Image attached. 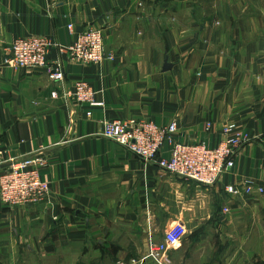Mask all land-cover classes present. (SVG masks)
Wrapping results in <instances>:
<instances>
[{
    "label": "crops",
    "instance_id": "crops-1",
    "mask_svg": "<svg viewBox=\"0 0 264 264\" xmlns=\"http://www.w3.org/2000/svg\"><path fill=\"white\" fill-rule=\"evenodd\" d=\"M89 27L112 60L52 48L58 80L4 62L18 37L66 46ZM77 80L104 105L69 99ZM130 118L175 122L182 143L215 146L230 124L250 139L205 186L101 135L105 121ZM0 143L6 157L42 152L50 185L38 204L0 201V264H264V0H0ZM176 225L179 245L145 258L148 239Z\"/></svg>",
    "mask_w": 264,
    "mask_h": 264
},
{
    "label": "built area",
    "instance_id": "built-area-1",
    "mask_svg": "<svg viewBox=\"0 0 264 264\" xmlns=\"http://www.w3.org/2000/svg\"><path fill=\"white\" fill-rule=\"evenodd\" d=\"M71 27V26H69ZM52 48L65 52L69 58L79 63L97 64L112 60L114 54L106 53L104 36L99 28H86L77 33L73 41L60 46L45 36L17 38L10 46V59L7 63L18 68L43 69L52 80L61 77L60 67L48 62ZM56 97V93H52ZM69 99L88 109L102 107L103 102L96 98V91L85 80H77ZM90 114V111H86ZM209 130V124L206 128ZM175 122L159 126L152 121L140 118L113 119L105 121L101 135L125 147L144 161H154L167 172L210 186L217 182L222 173L234 167V157L238 149L250 137L237 125H226L221 130V139L215 145L206 142L182 143L175 139ZM6 150L0 143V165L7 163L0 172V201L7 206L38 204L49 194L50 185L43 176L44 159L38 154L27 158L6 157ZM227 194L237 195L240 190L226 185ZM253 186L244 184L243 191L251 193ZM262 192V188L258 187ZM228 208H223L227 212ZM184 235L180 225L167 230L161 241L149 238L145 258L159 263L162 256L179 245Z\"/></svg>",
    "mask_w": 264,
    "mask_h": 264
},
{
    "label": "rangeland",
    "instance_id": "rangeland-1",
    "mask_svg": "<svg viewBox=\"0 0 264 264\" xmlns=\"http://www.w3.org/2000/svg\"><path fill=\"white\" fill-rule=\"evenodd\" d=\"M18 38H22V37H18ZM16 40V39H15ZM14 40V41H15ZM13 41V42H14ZM12 42V43H13ZM58 51V50H57ZM8 59H10V57H8V58H5L4 59V62H5V64H7V65H11V64H9V63H7L6 62V60H8ZM104 61V60H103ZM102 61V62H103ZM12 66V65H11ZM14 67V66H13ZM15 68H18V67H15ZM24 69H30V68H24ZM45 71V70H44ZM46 72V71H45ZM47 73V75L49 76V74H48V72H46ZM50 78V77H49ZM51 79V78H50ZM6 153H7V151H6ZM36 154H38L39 156H41V158H43L44 159V167H46V165H47V158H46V156H44V154L42 153V152H39V153H34V154H32V155H30L29 157H31V156H34V155H36ZM7 155V154H6ZM27 158V157H26ZM46 179V178H45ZM50 192V191H49ZM46 198V197H45ZM44 198V199H45ZM12 207H15V206H12ZM44 261L43 260H40V259H38V258H36V257H33L32 255H30V256H27V258H25V264H42Z\"/></svg>",
    "mask_w": 264,
    "mask_h": 264
},
{
    "label": "water",
    "instance_id": "water-1",
    "mask_svg": "<svg viewBox=\"0 0 264 264\" xmlns=\"http://www.w3.org/2000/svg\"><path fill=\"white\" fill-rule=\"evenodd\" d=\"M171 66H170V64L167 62V60L165 61V63H164V66H163V70H167V69H169Z\"/></svg>",
    "mask_w": 264,
    "mask_h": 264
}]
</instances>
